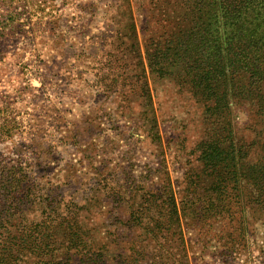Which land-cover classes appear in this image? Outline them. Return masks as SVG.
Returning <instances> with one entry per match:
<instances>
[{"label": "rangeland", "instance_id": "1", "mask_svg": "<svg viewBox=\"0 0 264 264\" xmlns=\"http://www.w3.org/2000/svg\"><path fill=\"white\" fill-rule=\"evenodd\" d=\"M11 5L21 26L0 38V105L6 102L0 120L14 128L0 142V156L9 164L20 159L28 172L19 194L25 203L29 191L25 222L51 217V209L56 227L59 218L80 222L87 244L102 248L104 264H114L122 250L128 258L131 243L136 264H264L261 212L246 209L238 231L222 228L219 217L205 226L191 210L180 211L188 195L184 175L199 169L203 113L187 87L150 73L145 46L154 11L147 2ZM233 116L238 135L247 137L246 107L234 106ZM164 188L177 205L182 238L179 247L165 246V261L155 257L157 243L167 242L142 229L151 225L154 209L140 216V227L127 226L131 210ZM61 252L56 246L57 259Z\"/></svg>", "mask_w": 264, "mask_h": 264}, {"label": "trees", "instance_id": "2", "mask_svg": "<svg viewBox=\"0 0 264 264\" xmlns=\"http://www.w3.org/2000/svg\"><path fill=\"white\" fill-rule=\"evenodd\" d=\"M142 1L155 13L145 46L150 73L187 87L202 107L204 132L196 145L199 169L184 175L188 195L179 204L180 211L191 210L205 226L219 217L224 220L222 228L244 230L246 209L261 212L264 219V0ZM13 2L0 0V38H7L14 25L21 26L18 15L8 11ZM129 31L134 33L133 25ZM140 76L137 88L143 95L146 84ZM234 106L246 107L247 137L235 128ZM0 121L2 142L10 138L14 126ZM5 161L0 156V264H104L102 248L87 244L80 222L59 218L56 227L53 209L51 217L25 222L22 214L31 203L29 191L25 203L19 194L28 172L20 159L15 164ZM151 209L156 216L142 229L151 239L167 242L157 243L155 257L165 261L170 259L165 246L182 244L178 208L168 190L131 210L127 226L140 227V216ZM56 246L62 250L59 259ZM136 247L131 243L128 258L122 250L118 257L123 261L114 264H136L132 257Z\"/></svg>", "mask_w": 264, "mask_h": 264}]
</instances>
